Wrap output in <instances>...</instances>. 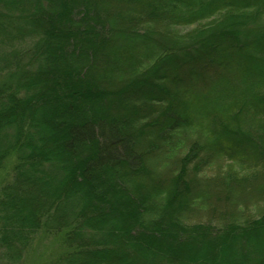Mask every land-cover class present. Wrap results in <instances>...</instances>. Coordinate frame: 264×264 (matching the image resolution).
Masks as SVG:
<instances>
[{"label": "trees", "instance_id": "trees-1", "mask_svg": "<svg viewBox=\"0 0 264 264\" xmlns=\"http://www.w3.org/2000/svg\"><path fill=\"white\" fill-rule=\"evenodd\" d=\"M202 151L264 176V0H0L3 254L47 234L52 264H264V209L186 222Z\"/></svg>", "mask_w": 264, "mask_h": 264}, {"label": "rangeland", "instance_id": "rangeland-1", "mask_svg": "<svg viewBox=\"0 0 264 264\" xmlns=\"http://www.w3.org/2000/svg\"><path fill=\"white\" fill-rule=\"evenodd\" d=\"M191 28L193 26H186L183 29L189 31ZM184 139L186 144L177 157L169 160H164V157L157 158L156 170L164 180L178 170L180 159L189 151L194 141H204L199 133H187ZM207 155L210 153L202 151L199 160L195 161L199 163L203 161L201 170L194 168L195 162L189 164L190 176L198 175L197 190L205 197L197 207L186 213V222H211L221 225L234 220L245 222L258 217L264 209V195L256 186L264 181V176L258 174L249 177L254 173L253 168L243 170L237 162L229 158H210ZM236 174H241V177L229 184V177ZM50 237L52 236L38 234L21 260H12L0 249V264H37L35 263L37 259L45 264H52L57 257L58 247L53 245Z\"/></svg>", "mask_w": 264, "mask_h": 264}]
</instances>
